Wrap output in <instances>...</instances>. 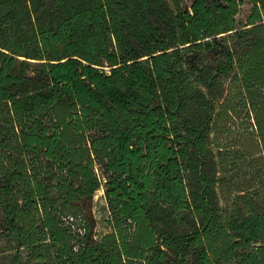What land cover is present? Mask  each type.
<instances>
[{
    "label": "trees",
    "instance_id": "1",
    "mask_svg": "<svg viewBox=\"0 0 264 264\" xmlns=\"http://www.w3.org/2000/svg\"><path fill=\"white\" fill-rule=\"evenodd\" d=\"M0 264H264V0H0Z\"/></svg>",
    "mask_w": 264,
    "mask_h": 264
},
{
    "label": "rangeland",
    "instance_id": "2",
    "mask_svg": "<svg viewBox=\"0 0 264 264\" xmlns=\"http://www.w3.org/2000/svg\"><path fill=\"white\" fill-rule=\"evenodd\" d=\"M189 0H183L184 3H188ZM251 7V4L248 1H245L241 4L239 11L236 14L237 21L243 23L245 21L246 15ZM104 188L100 186L95 190L92 200V211L96 218V235L99 236L105 232L108 227L106 225V217L108 215V209L106 206V201L104 198Z\"/></svg>",
    "mask_w": 264,
    "mask_h": 264
}]
</instances>
